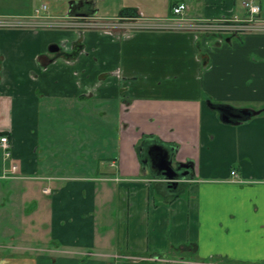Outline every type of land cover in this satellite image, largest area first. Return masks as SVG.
Listing matches in <instances>:
<instances>
[{
  "label": "crops",
  "instance_id": "crops-1",
  "mask_svg": "<svg viewBox=\"0 0 264 264\" xmlns=\"http://www.w3.org/2000/svg\"><path fill=\"white\" fill-rule=\"evenodd\" d=\"M75 1L55 16L36 0H0V16L51 20ZM93 1V19L133 24L172 18L181 2L191 22L239 10L238 0H124L112 16ZM213 104L261 112L226 122ZM1 135L11 154L0 150V229L22 227L36 208L27 181L46 180L54 247L11 244L0 264H264V31L0 27ZM160 146L193 161L180 191L155 166ZM60 153L92 174L54 177Z\"/></svg>",
  "mask_w": 264,
  "mask_h": 264
},
{
  "label": "rangeland",
  "instance_id": "rangeland-1",
  "mask_svg": "<svg viewBox=\"0 0 264 264\" xmlns=\"http://www.w3.org/2000/svg\"><path fill=\"white\" fill-rule=\"evenodd\" d=\"M124 0H99L98 4L100 9V13L102 14H111L117 15L118 10L120 8V3H122ZM128 0H125V2ZM243 0H238V12L236 13L237 17H242L246 14V9L242 4ZM38 6H42V4L48 5V10L49 12H52L53 14H56L55 16H58V14H64L66 13V10L69 9V7L66 9L67 6H70V0H36ZM66 9V10H65ZM46 10H42L41 13H45ZM110 20V18L114 17H104ZM54 141L56 142L57 139L55 138ZM69 155L73 154L72 153V148L70 147L68 150ZM68 155V156H69ZM67 156V157H68ZM66 157L62 153L59 155L54 156L52 162V173L54 174L53 176H74V175H89L92 174L91 171L92 169H87L88 165H83V164H77L74 162H69L71 159L62 158ZM66 160V161H64ZM69 160V161H68ZM60 161V162H59ZM66 162V163H63ZM62 162V163H61ZM86 167V169H84ZM24 180V179H23ZM19 180H17L18 182ZM20 182H22L20 180ZM45 181L41 180H28L26 185L27 187H31L33 185L34 190H31V192L34 191V195L31 196V198H34L36 201V208H35V213H33V209L30 210V205H27L24 209L23 215L22 213L17 219L18 225L22 224V227L19 228L17 227V231L13 228L11 229H0V253L1 254H9L13 253L14 249L11 248V244L17 245V246H50L54 247V240L51 237V207L50 205V197L47 195L42 196L40 194V185H43ZM66 181L60 180V179H55L53 183L56 186L61 187L63 183ZM36 192V193H35ZM38 194V195H37ZM28 198V197H27ZM29 208V209H28ZM8 209V206H7ZM5 210L4 216L5 218H10L12 214L8 211ZM111 215V219H113V215ZM109 215V216H110ZM6 219V222L7 220ZM12 219V218H11ZM17 236V237H16ZM56 241V240H55ZM50 254V253H49ZM53 256L57 257L59 256L58 254H52ZM189 256V255H187ZM71 258L73 256H70ZM79 260L87 261L89 260L90 256L86 255H74ZM97 258V257H95ZM99 258V257H98ZM82 261V262H83Z\"/></svg>",
  "mask_w": 264,
  "mask_h": 264
},
{
  "label": "built area",
  "instance_id": "built-area-1",
  "mask_svg": "<svg viewBox=\"0 0 264 264\" xmlns=\"http://www.w3.org/2000/svg\"><path fill=\"white\" fill-rule=\"evenodd\" d=\"M243 6L246 9V14L242 17L232 16L229 18H220L207 21L191 22L183 15L186 9H188L187 3L181 2L173 7L174 17L172 18H147L144 22L127 23L123 20H117L116 18H110V20H96L93 18L78 20L72 16H64L60 18L43 19H13L0 16V27H17V26H63V27H98V28H122L125 32H130L134 28H151V29H186L192 30L196 26L205 27L207 31L212 33L221 32V34L241 33L246 31H264V19L259 17L261 11V5L259 0H243ZM46 4L42 5L45 9ZM10 142L7 135L0 136V150L5 157H8L11 153L9 150ZM16 169V166H13ZM233 176H237L235 170L232 171Z\"/></svg>",
  "mask_w": 264,
  "mask_h": 264
},
{
  "label": "water",
  "instance_id": "water-1",
  "mask_svg": "<svg viewBox=\"0 0 264 264\" xmlns=\"http://www.w3.org/2000/svg\"><path fill=\"white\" fill-rule=\"evenodd\" d=\"M72 8V6H71ZM60 49L59 45H52L50 47V51L52 52H56ZM221 109H223V107H221ZM237 111H240V113H236L233 111L230 112H226L224 110V114L222 115L223 120H225L226 122H236L239 120H243V119H247L253 115H257L259 114L261 111L260 110H255V109H236ZM160 150H161V157L159 160V165L158 168L161 171V173H163V175H165L166 180H173L174 175H172V172L175 171L176 167L179 166L181 167H188L191 164V167H194L193 161L191 160H186L185 162H178L175 161L174 157H175V153L176 151L173 150L170 147H165V146H160ZM178 184V181H172L171 182V187L174 188V186Z\"/></svg>",
  "mask_w": 264,
  "mask_h": 264
},
{
  "label": "flooded vegetation",
  "instance_id": "flooded-vegetation-1",
  "mask_svg": "<svg viewBox=\"0 0 264 264\" xmlns=\"http://www.w3.org/2000/svg\"><path fill=\"white\" fill-rule=\"evenodd\" d=\"M96 12L97 11H96V8H95V1H93V0H79V1H75L74 2L73 6L71 8L70 15L72 17H76V16H78L80 14H82V15L84 14L85 18L89 19V18H95ZM127 23H129V22H127ZM101 29H105V30L110 31L112 33H114V32L120 33V32L123 31V29L119 28V27H115V28H101ZM214 34H216L218 36V35L221 34V32H214ZM234 34H237V33H232L231 35H234ZM80 44H81V42H80ZM225 111H228V109H226ZM231 111L236 112V113H240V111H237V110H231ZM146 164L147 165H151L149 162H146ZM155 164H156L155 166L158 167L159 163H155ZM175 169L176 170L172 172V175H174L175 179L166 180L165 181V184L168 187V189L171 190V191H174V192L175 191H180V190H182L184 188L185 183L180 179V176H182L184 173H186V170H184L182 167L180 168L179 166H177ZM172 181H178V184H176L174 186V188H172L170 186Z\"/></svg>",
  "mask_w": 264,
  "mask_h": 264
},
{
  "label": "trees",
  "instance_id": "trees-1",
  "mask_svg": "<svg viewBox=\"0 0 264 264\" xmlns=\"http://www.w3.org/2000/svg\"><path fill=\"white\" fill-rule=\"evenodd\" d=\"M213 106L218 107L219 105H217V104H213ZM219 107H221V106H219ZM222 107H227V109H230V111H231V110H236V109L233 108V107H229V108H228V106H226V105H223Z\"/></svg>",
  "mask_w": 264,
  "mask_h": 264
}]
</instances>
